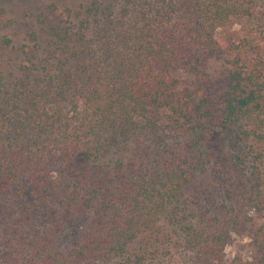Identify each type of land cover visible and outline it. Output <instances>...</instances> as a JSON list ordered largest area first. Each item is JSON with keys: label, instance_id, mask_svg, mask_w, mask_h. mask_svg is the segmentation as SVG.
<instances>
[{"label": "trees", "instance_id": "trees-1", "mask_svg": "<svg viewBox=\"0 0 264 264\" xmlns=\"http://www.w3.org/2000/svg\"><path fill=\"white\" fill-rule=\"evenodd\" d=\"M261 1L65 9L0 101V264H228L235 236L253 251L230 264H264V51L234 30ZM209 167L218 192L187 201Z\"/></svg>", "mask_w": 264, "mask_h": 264}, {"label": "rangeland", "instance_id": "rangeland-1", "mask_svg": "<svg viewBox=\"0 0 264 264\" xmlns=\"http://www.w3.org/2000/svg\"><path fill=\"white\" fill-rule=\"evenodd\" d=\"M83 1L86 0H0V101L17 81L25 77L28 58L31 56L38 62L45 56L55 30L65 26V9L72 8L76 12L81 9ZM260 5L253 17L242 19L234 25V30L242 37L253 38L264 51V0ZM220 182L219 176L214 175L209 167L187 186L185 199L204 202L218 192ZM10 221L0 223V250L7 248L4 237L9 232ZM257 223L264 225V217L257 218ZM86 230L87 221L83 216L73 214L58 241V248L69 252ZM250 242L248 237L235 236L233 244L226 248L227 263L236 257L251 259Z\"/></svg>", "mask_w": 264, "mask_h": 264}]
</instances>
